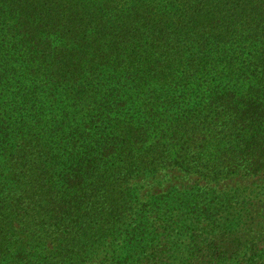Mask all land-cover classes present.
<instances>
[{"label": "trees", "instance_id": "obj_1", "mask_svg": "<svg viewBox=\"0 0 264 264\" xmlns=\"http://www.w3.org/2000/svg\"><path fill=\"white\" fill-rule=\"evenodd\" d=\"M175 168L264 173V0H0V264H264Z\"/></svg>", "mask_w": 264, "mask_h": 264}, {"label": "rangeland", "instance_id": "obj_2", "mask_svg": "<svg viewBox=\"0 0 264 264\" xmlns=\"http://www.w3.org/2000/svg\"><path fill=\"white\" fill-rule=\"evenodd\" d=\"M142 194L165 193L172 188L182 191H192L200 187L215 192L220 196H237L253 203V211L245 219L241 233L248 234V246L258 243L264 238V173L257 175H234L223 177L217 181H209L200 177L196 172L185 173L180 169H165L156 176L147 178L143 182ZM259 224V226H258Z\"/></svg>", "mask_w": 264, "mask_h": 264}]
</instances>
